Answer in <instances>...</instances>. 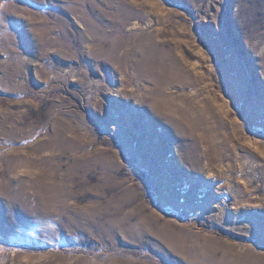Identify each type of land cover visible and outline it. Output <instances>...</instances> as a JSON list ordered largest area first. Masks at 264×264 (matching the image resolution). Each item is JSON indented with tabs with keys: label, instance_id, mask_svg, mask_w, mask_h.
Returning <instances> with one entry per match:
<instances>
[{
	"label": "rangeland",
	"instance_id": "1",
	"mask_svg": "<svg viewBox=\"0 0 264 264\" xmlns=\"http://www.w3.org/2000/svg\"><path fill=\"white\" fill-rule=\"evenodd\" d=\"M214 259L264 264V0H0V264Z\"/></svg>",
	"mask_w": 264,
	"mask_h": 264
},
{
	"label": "bare ground",
	"instance_id": "2",
	"mask_svg": "<svg viewBox=\"0 0 264 264\" xmlns=\"http://www.w3.org/2000/svg\"><path fill=\"white\" fill-rule=\"evenodd\" d=\"M244 262H247V261L241 260V259H237V260L236 259H226V260H224V259H214V260L210 261V264H246Z\"/></svg>",
	"mask_w": 264,
	"mask_h": 264
}]
</instances>
